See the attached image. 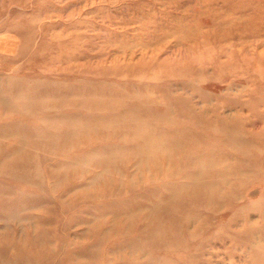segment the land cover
<instances>
[{
  "label": "rangeland",
  "instance_id": "1",
  "mask_svg": "<svg viewBox=\"0 0 264 264\" xmlns=\"http://www.w3.org/2000/svg\"><path fill=\"white\" fill-rule=\"evenodd\" d=\"M0 264H264V0H0Z\"/></svg>",
  "mask_w": 264,
  "mask_h": 264
},
{
  "label": "bare ground",
  "instance_id": "2",
  "mask_svg": "<svg viewBox=\"0 0 264 264\" xmlns=\"http://www.w3.org/2000/svg\"><path fill=\"white\" fill-rule=\"evenodd\" d=\"M42 88V86H41ZM40 90V89H39ZM34 93H30L29 94H26L25 96L23 95H20L19 94V97H17L18 99H21L23 102H25L24 104L27 105V106H32L36 103V101L39 99V100H43L45 98H41V96H50L48 93L49 92H45L44 90L41 92L40 91H33ZM38 92L41 94L39 96H37L36 94H38ZM74 130V129H73ZM228 130H226V138H225V141L226 144H234L236 141L240 140L241 138H239L238 136H234L233 133L231 132H227ZM193 135L190 133V132H185V130H182L180 131V133H178L177 135V140L179 141L178 143L179 144H189L190 141H193L195 138L192 137ZM150 146H153L152 144H149ZM20 157V158H19ZM19 160L22 161V162H26L27 160H25L26 157H28V155L26 153H23L19 155ZM18 160V161H19ZM75 164V163H74ZM79 165V164H78ZM220 169V168H218ZM211 175H213V177H218L220 176L219 172L221 171L222 172V169L219 170H216L214 169L213 167L211 168ZM202 173V172H201ZM217 175V176H216ZM212 177V176H210Z\"/></svg>",
  "mask_w": 264,
  "mask_h": 264
}]
</instances>
